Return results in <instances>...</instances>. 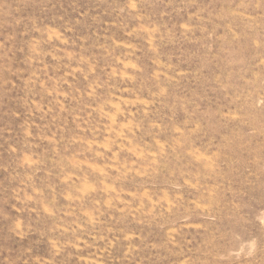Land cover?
I'll return each mask as SVG.
<instances>
[{
  "label": "rangeland",
  "instance_id": "obj_1",
  "mask_svg": "<svg viewBox=\"0 0 264 264\" xmlns=\"http://www.w3.org/2000/svg\"><path fill=\"white\" fill-rule=\"evenodd\" d=\"M0 264H264V0H0Z\"/></svg>",
  "mask_w": 264,
  "mask_h": 264
}]
</instances>
